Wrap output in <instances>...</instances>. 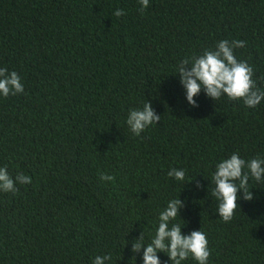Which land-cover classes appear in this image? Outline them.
<instances>
[{"label":"trees","instance_id":"16d2710c","mask_svg":"<svg viewBox=\"0 0 264 264\" xmlns=\"http://www.w3.org/2000/svg\"><path fill=\"white\" fill-rule=\"evenodd\" d=\"M140 9L139 0H0V68L24 86L0 94V167L31 177L15 194L0 191V264H92L108 254L105 264H143L132 241L143 232L150 243L175 198L184 206L171 223L206 234L208 264H264V182L249 179L253 199L240 192L230 222L211 182L233 153L264 158V100L248 108L202 90L192 107L177 75L181 60L241 40L234 55L264 90V0ZM146 101L161 119L136 136L126 120ZM172 168L185 179L169 177Z\"/></svg>","mask_w":264,"mask_h":264},{"label":"clouds","instance_id":"9594fccd","mask_svg":"<svg viewBox=\"0 0 264 264\" xmlns=\"http://www.w3.org/2000/svg\"><path fill=\"white\" fill-rule=\"evenodd\" d=\"M140 11L143 12L149 6V0H139ZM122 9H117L114 15H124ZM246 42L241 40H222L215 46V50L206 49L199 56L181 60L177 66V75L186 94L187 102L192 107H198L194 97L201 91L213 101L226 95L230 101L242 100L248 108H255L264 100V90L257 87L253 67L246 60H237L234 55L235 48L245 47ZM24 92L17 72H8L6 68H0V94L4 97ZM161 116L156 114L152 104L146 101L142 108L131 109L126 120L130 131L136 135L147 129L150 125L158 124ZM247 169V171H245ZM169 177L183 181L185 170L172 168L168 172ZM101 180L114 181L115 177L101 173ZM256 182H264V158L259 156L248 161L242 159L238 153H233L229 158L217 163L212 175V183L215 187L212 196L218 201V215L224 222H230L241 199L251 201L253 194L249 190V179ZM194 180V179H193ZM192 181V180H191ZM190 181V182H191ZM237 181L239 183H237ZM16 182L30 184L31 177L22 173L15 179L9 174L7 166L0 167V191L16 193ZM197 187L202 185L197 182ZM184 202L179 198L171 199L167 206L159 213L158 228L150 243L145 244L143 232L139 238L132 241L131 251L140 253L143 249V264H161L157 253L168 256L171 264H182L191 257L198 264H208L211 251L208 247V239L204 232L193 230L188 235L181 231L180 224L171 223L180 216V209ZM240 207V206H239ZM171 223V227L169 226ZM135 260V256H133ZM112 259L111 255L96 256L92 264H105Z\"/></svg>","mask_w":264,"mask_h":264}]
</instances>
